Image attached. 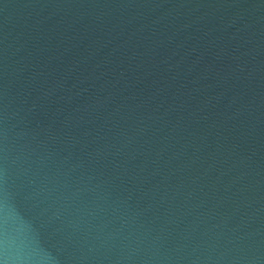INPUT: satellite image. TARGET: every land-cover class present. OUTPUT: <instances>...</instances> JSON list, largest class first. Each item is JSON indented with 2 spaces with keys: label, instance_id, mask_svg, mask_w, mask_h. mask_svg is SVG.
<instances>
[{
  "label": "water",
  "instance_id": "water-1",
  "mask_svg": "<svg viewBox=\"0 0 264 264\" xmlns=\"http://www.w3.org/2000/svg\"><path fill=\"white\" fill-rule=\"evenodd\" d=\"M0 264H264V0H0Z\"/></svg>",
  "mask_w": 264,
  "mask_h": 264
}]
</instances>
